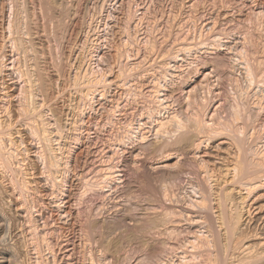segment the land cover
Here are the masks:
<instances>
[{"label": "rangeland", "instance_id": "374dc122", "mask_svg": "<svg viewBox=\"0 0 264 264\" xmlns=\"http://www.w3.org/2000/svg\"><path fill=\"white\" fill-rule=\"evenodd\" d=\"M0 264H264V0H0Z\"/></svg>", "mask_w": 264, "mask_h": 264}, {"label": "bare ground", "instance_id": "6f19581e", "mask_svg": "<svg viewBox=\"0 0 264 264\" xmlns=\"http://www.w3.org/2000/svg\"><path fill=\"white\" fill-rule=\"evenodd\" d=\"M12 7V6H11ZM13 17V16H12ZM15 18V17H14ZM12 21V20H11ZM15 23V22H14ZM18 25V24H17ZM28 94V93H27ZM22 108H23V106H22ZM25 109V108H24ZM24 111V110H23ZM164 125V124H163ZM158 133V132H157ZM184 140V139H183ZM263 155V154H262ZM234 171V170H233ZM248 257V256H247Z\"/></svg>", "mask_w": 264, "mask_h": 264}]
</instances>
